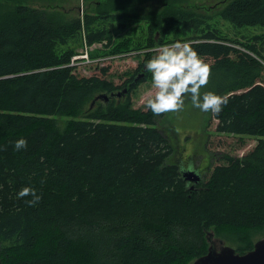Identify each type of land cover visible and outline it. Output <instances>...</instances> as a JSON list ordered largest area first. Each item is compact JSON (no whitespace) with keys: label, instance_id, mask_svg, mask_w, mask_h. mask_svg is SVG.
<instances>
[{"label":"trees","instance_id":"16d2710c","mask_svg":"<svg viewBox=\"0 0 264 264\" xmlns=\"http://www.w3.org/2000/svg\"><path fill=\"white\" fill-rule=\"evenodd\" d=\"M14 1L0 13V264H188L207 251L209 228L264 225V60L253 39L228 43L185 9L149 25V46L192 34L211 65L202 92L229 97L209 111L215 131L257 137L193 183L157 126L166 113L134 107L130 88L80 115L95 92L121 87L103 77L107 67L85 75L69 64L82 29L88 44L109 37L93 28L106 14L58 22ZM220 11L235 27L264 25V0H228ZM21 136L27 148L16 150ZM24 185L41 194L35 205L16 196Z\"/></svg>","mask_w":264,"mask_h":264},{"label":"rangeland","instance_id":"374dc122","mask_svg":"<svg viewBox=\"0 0 264 264\" xmlns=\"http://www.w3.org/2000/svg\"><path fill=\"white\" fill-rule=\"evenodd\" d=\"M24 4L30 2L31 6L44 8V10L58 22L71 18H83L85 12L105 13L104 18L98 19L93 28H102L109 37L102 41L88 44L85 41L83 29L77 40L71 43L74 53L80 55L85 51L89 57L100 60L83 62L76 65L75 70L80 74L90 75L101 73L102 67H107L103 77L113 85H120L116 91L127 88L121 97L112 99L117 104L123 100L130 88L131 101L134 107L146 109L145 100L154 94L151 72L145 68V62L154 56L160 44L149 46L148 28L157 15L167 10H181L196 12L202 16L206 28L219 29L221 36L228 43L249 42L260 50L264 60V25L235 27L220 15V10L228 0H22ZM14 0H0V13L13 7ZM124 6V7H122ZM154 29L155 40L159 37L156 25ZM205 26V25H202ZM181 33L171 31L164 43L174 41L191 42L192 34L181 39ZM254 36H259L256 40ZM240 46V45H239ZM204 59V57H202ZM264 79V72L262 74ZM202 91V90H201ZM109 94L108 91H104ZM95 92L87 99L83 111L84 116L88 109H96L103 99ZM106 106V104H105ZM209 112H203L192 106L190 98H186L185 105L177 111L166 112V116H156L157 126L170 138L175 147L173 159L177 157L179 167L194 169L204 176V172L214 163H224V155L241 156L254 147L257 137L221 133L215 131L217 120L208 118ZM210 117V116H209ZM182 167V168H183ZM264 238V225L256 227L220 225L211 227L206 231L207 249L212 244L217 248L230 246L241 253L248 251L254 243ZM244 251V252H245ZM193 260L188 262L192 264Z\"/></svg>","mask_w":264,"mask_h":264},{"label":"clouds","instance_id":"9594fccd","mask_svg":"<svg viewBox=\"0 0 264 264\" xmlns=\"http://www.w3.org/2000/svg\"><path fill=\"white\" fill-rule=\"evenodd\" d=\"M145 68L151 72L154 88V94L146 98L145 106L154 114L180 110L189 97L193 107L219 114L229 101L227 95L212 90L201 91L209 81L211 65L189 42L177 40L160 44L156 54L146 60ZM12 143L20 150L27 148L28 140L21 136ZM16 196L30 197L25 200L29 205H35L41 199V194L32 185L21 187Z\"/></svg>","mask_w":264,"mask_h":264},{"label":"water","instance_id":"95a60500","mask_svg":"<svg viewBox=\"0 0 264 264\" xmlns=\"http://www.w3.org/2000/svg\"><path fill=\"white\" fill-rule=\"evenodd\" d=\"M127 88H124V92ZM121 91H113L109 95L100 94V98L108 100L109 98L120 97ZM184 168L182 175L185 179L197 182L201 175L194 169ZM194 170V171H193ZM192 264H264V238L256 241L251 249L239 253L230 246L217 248L212 244L207 251L193 260Z\"/></svg>","mask_w":264,"mask_h":264},{"label":"built area","instance_id":"2783aa9c","mask_svg":"<svg viewBox=\"0 0 264 264\" xmlns=\"http://www.w3.org/2000/svg\"><path fill=\"white\" fill-rule=\"evenodd\" d=\"M80 59H81L83 62H92V61H95V60L98 61V60H100L101 58H98V59L91 58V57H89L88 52L85 51L84 53H82V54H80V55H73V56L71 57V60H70L69 64H70V65H73V66H75V65H79V64H80V62H79Z\"/></svg>","mask_w":264,"mask_h":264},{"label":"flooded vegetation","instance_id":"af4514ba","mask_svg":"<svg viewBox=\"0 0 264 264\" xmlns=\"http://www.w3.org/2000/svg\"><path fill=\"white\" fill-rule=\"evenodd\" d=\"M125 92H126V91H125ZM125 92H124V89H123V93H125ZM122 95H123V94H122ZM122 95H121V96H122ZM121 96H120V97H121Z\"/></svg>","mask_w":264,"mask_h":264}]
</instances>
